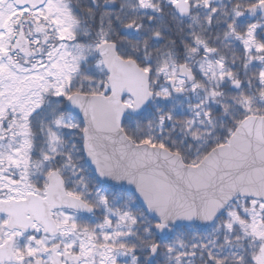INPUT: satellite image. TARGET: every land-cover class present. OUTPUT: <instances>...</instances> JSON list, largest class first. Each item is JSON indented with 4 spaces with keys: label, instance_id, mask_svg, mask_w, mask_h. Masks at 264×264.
I'll return each instance as SVG.
<instances>
[{
    "label": "snow or ice",
    "instance_id": "1",
    "mask_svg": "<svg viewBox=\"0 0 264 264\" xmlns=\"http://www.w3.org/2000/svg\"><path fill=\"white\" fill-rule=\"evenodd\" d=\"M0 264H264V0H0Z\"/></svg>",
    "mask_w": 264,
    "mask_h": 264
}]
</instances>
